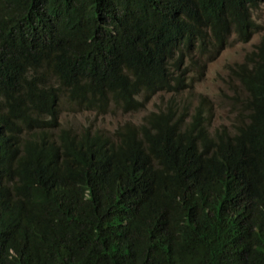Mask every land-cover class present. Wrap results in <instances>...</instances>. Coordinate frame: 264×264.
Wrapping results in <instances>:
<instances>
[{
	"label": "trees",
	"instance_id": "obj_1",
	"mask_svg": "<svg viewBox=\"0 0 264 264\" xmlns=\"http://www.w3.org/2000/svg\"><path fill=\"white\" fill-rule=\"evenodd\" d=\"M263 2L0 0V264H264V34L229 124L188 95Z\"/></svg>",
	"mask_w": 264,
	"mask_h": 264
},
{
	"label": "rangeland",
	"instance_id": "obj_2",
	"mask_svg": "<svg viewBox=\"0 0 264 264\" xmlns=\"http://www.w3.org/2000/svg\"><path fill=\"white\" fill-rule=\"evenodd\" d=\"M253 17L261 29L248 42L243 43L231 38L227 46L215 60L205 64L202 69L195 70L193 67L189 69L188 74L194 78V85L191 87L190 93H188L190 95V105L191 107L196 105L198 99L201 96H205L211 108L214 119L213 123L215 125L219 123L229 124L234 116V105L231 93L233 90H238V87L236 81L228 76V66L233 65L234 62H241L244 54L254 49L264 34V2L253 11ZM183 95L186 96V93ZM168 97L169 94L163 93L154 96L146 104V111L158 110ZM62 107L60 118L62 124L67 122L76 127L91 125L107 130H111L127 120L137 122L145 112L131 111L121 113L120 111L113 110L106 114H96L88 111H67V107Z\"/></svg>",
	"mask_w": 264,
	"mask_h": 264
},
{
	"label": "bare ground",
	"instance_id": "obj_3",
	"mask_svg": "<svg viewBox=\"0 0 264 264\" xmlns=\"http://www.w3.org/2000/svg\"><path fill=\"white\" fill-rule=\"evenodd\" d=\"M176 52V51H175ZM242 61V60H241ZM246 67H248V66H246ZM251 67V66H250ZM1 112V111H0ZM32 117V116H31ZM233 118V117H232ZM12 120V119H11ZM225 122V121H224ZM82 124V123H81ZM218 124V123H217ZM84 126V125H83ZM92 129V128H91ZM90 132V131H89Z\"/></svg>",
	"mask_w": 264,
	"mask_h": 264
}]
</instances>
